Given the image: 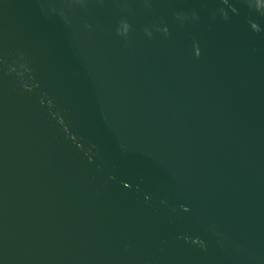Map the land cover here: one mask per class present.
Segmentation results:
<instances>
[{"label": "water", "instance_id": "obj_1", "mask_svg": "<svg viewBox=\"0 0 264 264\" xmlns=\"http://www.w3.org/2000/svg\"><path fill=\"white\" fill-rule=\"evenodd\" d=\"M0 264H264V0H0Z\"/></svg>", "mask_w": 264, "mask_h": 264}]
</instances>
